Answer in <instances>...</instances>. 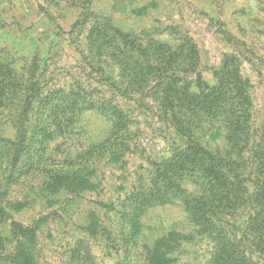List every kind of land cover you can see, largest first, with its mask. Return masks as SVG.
I'll return each instance as SVG.
<instances>
[{
  "label": "rangeland",
  "instance_id": "374dc122",
  "mask_svg": "<svg viewBox=\"0 0 264 264\" xmlns=\"http://www.w3.org/2000/svg\"><path fill=\"white\" fill-rule=\"evenodd\" d=\"M113 41L120 48L114 61L100 55ZM155 43L163 46L160 71L186 78L191 92L217 85L223 73L241 79L251 131L261 127L264 141V0H0V264H12L19 242L34 238L38 264H144L143 246L169 231L193 236L182 241L175 264H210V243L194 233L180 201L145 211L133 239L120 215L124 202L147 188L151 163L187 141L176 132L175 119L159 112L163 88L149 91L155 81L127 98L103 78V65L126 83L128 75L153 74L144 58ZM55 91L94 102L109 97L132 121L122 162L97 156L92 188L78 194H50L44 182L49 169L69 166L85 149L84 135L58 138L46 150L32 148L39 135L34 124ZM85 115V130L93 141L101 139L103 117L95 110ZM193 133L209 150L227 148L220 121H202ZM185 188L194 191L190 184ZM253 212L242 207L229 221L231 234L245 244ZM255 261L264 264V211L261 258Z\"/></svg>",
  "mask_w": 264,
  "mask_h": 264
},
{
  "label": "trees",
  "instance_id": "16d2710c",
  "mask_svg": "<svg viewBox=\"0 0 264 264\" xmlns=\"http://www.w3.org/2000/svg\"><path fill=\"white\" fill-rule=\"evenodd\" d=\"M162 47L155 43L152 55H145L144 58L154 73L128 75L127 83L115 80L113 73L101 66L106 84L127 98L149 89V80L150 84L155 81L149 91L161 86L159 112H168L175 119L176 132L187 138L185 145L176 148L169 158L151 163L152 175L147 188L134 192L124 202L120 215L128 227L129 238L139 234L140 220L145 211L178 200L195 228L194 233L210 243V264H257L255 260L261 258V212L264 211V200L261 201L264 197V141L261 127L251 131L249 111L244 100V82L241 79L228 80V74L223 73L217 85L199 87L198 92H191L186 78L179 77L178 73L166 76L165 71H160L158 54ZM116 52H120V48L113 41L109 47L102 48L100 55L114 61ZM151 59L155 61L152 65ZM173 76L175 82L164 85V80H171ZM132 77L140 81L138 86L131 83ZM196 77L198 84L199 75ZM58 92L53 93L52 101L43 102L40 119L34 124L39 135L31 144L33 149L46 150L58 138L67 140L73 135H84L87 140L85 149L77 151L69 166L49 169L44 182V190L50 194L62 189L78 194L92 188L97 156L108 158L115 164L122 162L125 153L130 151L132 121L128 112L109 97L104 96L101 102H94L85 95L77 99L72 94L74 91ZM93 110L106 123L104 136L95 141L84 125L85 114ZM207 120L222 123L227 141L223 152L209 150L194 135L197 124ZM24 133L25 128L22 135ZM22 138L29 146L30 139ZM186 184L192 185L194 191H188ZM246 206L254 211L246 229L251 233L248 244L242 243L241 238L228 229L229 221L233 220L237 210ZM190 236L169 231L156 238L151 245L143 246V263L175 264L176 252L180 250L182 241L193 238ZM18 245L10 255L12 264H38L33 247L36 245L35 238L30 244L19 242ZM88 256L86 251L85 258L88 259Z\"/></svg>",
  "mask_w": 264,
  "mask_h": 264
}]
</instances>
